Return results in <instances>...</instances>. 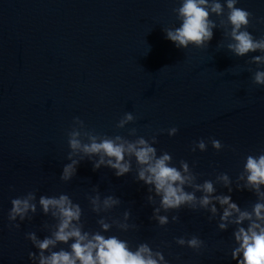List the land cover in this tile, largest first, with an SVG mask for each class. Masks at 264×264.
<instances>
[{
	"label": "water",
	"instance_id": "95a60500",
	"mask_svg": "<svg viewBox=\"0 0 264 264\" xmlns=\"http://www.w3.org/2000/svg\"><path fill=\"white\" fill-rule=\"evenodd\" d=\"M179 3L0 0V264H30L28 252L35 249L24 234L37 231L42 237L54 223L38 211L19 229L9 228L13 197L29 190L66 192L81 204L85 227L98 229L87 199L93 185L102 195L121 198L112 218L131 211L129 223L137 227L121 233L113 224L111 231L133 244L167 241L162 249L173 264L177 256L185 264H236L229 255L232 229L218 230L204 210L169 212L179 219L163 227L149 219L153 205L147 201V186L135 180L134 160L132 171L120 177L103 165L93 171L88 160L70 181L59 177L68 162L67 130L76 116L102 134L130 139L157 134L158 153L167 150L177 165L187 160L197 182L221 171L235 179L243 157L264 150V85L252 82L253 53H231L228 26L219 25L215 16L218 27L206 47L176 48L162 29L178 23L172 9ZM238 6L264 16V0H240ZM249 31L264 36V23L253 19ZM128 111L135 120L117 128ZM172 126L178 128L173 136L158 132ZM131 128L136 129L133 136ZM210 137L226 147L218 152L209 143L206 151H191L194 141ZM232 197L249 208L256 199L247 190L234 189ZM192 233L206 242L200 253L173 239Z\"/></svg>",
	"mask_w": 264,
	"mask_h": 264
},
{
	"label": "clouds",
	"instance_id": "9594fccd",
	"mask_svg": "<svg viewBox=\"0 0 264 264\" xmlns=\"http://www.w3.org/2000/svg\"><path fill=\"white\" fill-rule=\"evenodd\" d=\"M239 3L240 0H180L179 6L172 9L178 23L162 30L165 39L178 49L189 46L202 48L213 39L214 29L218 27L213 16L220 18L219 25L226 22L228 26V50L240 57L253 53L249 57L256 65L254 71L249 69L252 82L264 85V36L257 37L249 31L252 20L264 23V16H254L247 8L238 6ZM134 120L131 111L125 112L116 127L124 128ZM163 131L173 136L178 128L172 126L158 130ZM128 132L133 136L136 129H128ZM157 143V134L151 138L136 136L135 139L120 134H102L89 129L79 116L73 117L67 130L68 162L62 165L59 177L62 181H70L85 160L91 161L93 171L103 165L120 177L132 171L134 160L138 166L135 180L147 186V201L153 205L150 220L163 227L179 219L176 214L169 216V212L175 213L181 208L202 209L209 221H215L218 230L232 229L229 255L236 264H264V150L244 156L242 170L235 179L228 172L221 171L214 179L197 182L187 160L181 158L179 165L173 163L170 152L159 150L158 153ZM209 143L218 152L226 147L215 137L208 140L200 138L193 142L191 151H206ZM217 184L227 191L218 190ZM10 189L14 190V186ZM234 189L247 190L255 195L250 208L242 207L233 199ZM87 199L91 211L98 216V229L85 227L81 204L66 192L38 195L37 190H29L11 199L7 213L9 228L19 229L22 222L31 221L38 211L54 222L42 237L37 231L24 234L35 249L28 252L30 264H173L162 249V245L167 246V241L155 246L148 241L133 244L121 234L137 225L129 223V209L122 212V219L112 218V210L121 204L119 196L102 195L99 187L93 185ZM113 224L121 233L111 231ZM173 239L177 245L186 246L196 253L206 248L205 240L195 233ZM176 262L185 264L179 256Z\"/></svg>",
	"mask_w": 264,
	"mask_h": 264
}]
</instances>
